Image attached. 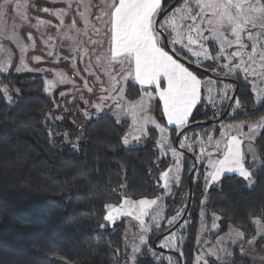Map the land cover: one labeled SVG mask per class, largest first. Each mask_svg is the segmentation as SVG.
Segmentation results:
<instances>
[{
	"label": "trees",
	"instance_id": "obj_1",
	"mask_svg": "<svg viewBox=\"0 0 264 264\" xmlns=\"http://www.w3.org/2000/svg\"><path fill=\"white\" fill-rule=\"evenodd\" d=\"M174 1L163 0L162 8ZM178 59L200 78L209 76L190 66L188 63H195L189 56L180 54ZM211 65L206 62L199 67L212 72ZM225 78L228 79H217L232 82L234 92L238 87L235 100L240 101L241 108L234 107V100L229 114L218 121L231 100L221 107L219 114L202 100L182 136L200 134L205 139L217 123L254 121L264 115V104L256 103L251 85L241 74ZM3 87L14 90L11 102ZM126 91L131 100L141 94L139 86L133 83H128ZM53 107L41 77L0 72V264H127L124 229L101 228L106 205L118 203L123 197L159 196L164 192L159 185L160 175L172 161L159 158L155 146L158 132L154 128L149 129L146 144L126 147L123 138L128 122L120 123L112 114L105 113L87 121L83 134L77 137L73 134L77 127L51 121ZM173 129L171 136L176 145L181 131ZM65 136L79 139L67 141ZM256 147L260 166L252 170L251 188L243 190L238 175H226L219 187L209 190L207 205L222 217L218 233L233 225L249 239L256 234L253 220L264 221V131L256 140ZM184 152L181 184L173 188L168 198L166 218L176 214L184 193L185 208L176 223L154 230L150 240L154 243L157 237L172 230L190 201L177 258H182L183 264H194L205 170L197 163L190 191L189 175L195 167L198 146ZM259 242H264V238ZM153 248L158 250L154 244ZM135 264L168 263L145 251ZM226 264L256 263L236 247Z\"/></svg>",
	"mask_w": 264,
	"mask_h": 264
},
{
	"label": "snow or ice",
	"instance_id": "obj_2",
	"mask_svg": "<svg viewBox=\"0 0 264 264\" xmlns=\"http://www.w3.org/2000/svg\"><path fill=\"white\" fill-rule=\"evenodd\" d=\"M73 2L77 3L78 17L83 21V27H78L77 19L74 18L63 32V38L69 41L71 53L65 59H71L74 66L77 59L81 61L87 59L89 63L85 71L95 75L92 56L89 55L91 51L95 56L96 67L107 76V87L97 76V81L101 84L100 91L105 95L99 96V102L93 105L96 114L111 106L106 103L109 100L117 102L118 109L124 107L119 101L125 99V88L129 80L140 85L143 94L135 101H128L127 111L122 114L131 115L133 118L136 134H129L132 140L138 142L146 135V126L155 124L162 134L161 140L158 141L161 149L167 146L172 155L177 157L175 173L170 176L173 172L172 168L162 173L161 179L165 188L179 181L181 154L168 142V129L156 123L149 114L153 99L163 102V116L166 117L168 125L174 126L173 131L182 132L190 123L193 110L201 102L202 89L207 90L210 103H214L213 93L216 91L213 81L202 80L180 62L178 57L181 52L185 57L191 54V62L198 66L203 67L206 62L211 61L217 66L214 71L224 69L225 75L242 74L245 80L251 79L254 85L253 91L256 92V103L264 104V88L256 84V81L264 84V0H181L171 12L162 8V0H101L102 6L98 9L99 14L95 16L92 14L91 0H65L66 8H45L43 11L57 16L60 20L59 26L64 28V17L72 8ZM10 3L11 0H5L6 7ZM21 7L22 5L17 2L18 11ZM80 8L83 10L80 11ZM162 12H164L163 17H161ZM4 14L6 13L0 10V15ZM22 16L27 19L25 13H22ZM97 22L100 27H97ZM48 23L50 22L40 20L37 27ZM2 32L4 28L0 27V33ZM81 36L87 38L88 46L84 45ZM93 36L107 37V47L104 46L103 39H93ZM11 39L17 41L22 54H26L29 47H35L34 42L31 45L24 44L15 31ZM93 45H99L103 51L96 54V49L91 47ZM177 45L180 46L179 52ZM6 51L5 48L0 47V53ZM49 55L54 53L50 51ZM34 59L39 62L41 57L36 56ZM221 61L225 62L221 63ZM117 65L119 73L115 72ZM10 67L9 57L8 60L0 63V72L7 73ZM25 70L34 69L22 59L15 71ZM56 77V80L47 82L45 91L50 93L57 84L74 83L62 72H57ZM165 82L166 86H162ZM84 87L89 92L93 90L87 79H84ZM229 91L230 89L225 88L223 96L227 97ZM7 92L8 89L5 87V95ZM61 95L65 93L62 92ZM7 99L11 102L12 98L7 95ZM235 104L241 106L238 99L235 100ZM84 114L91 119L87 110ZM244 127L242 122L229 124L225 126L220 139L216 140L211 135L207 136V141L201 139L199 152L201 157H208L211 169L205 177L206 186L218 182L225 173H237L245 181L252 182V171L245 163L246 151L252 154L253 161L258 159L253 141L264 131V119L249 124L247 132L243 131ZM184 139L187 140V137L185 136ZM245 141L248 143L247 150L244 148ZM123 143L125 145L130 143L129 136L123 138ZM178 143L181 149L192 147L182 142ZM209 147L215 149V159H212L213 153L208 151ZM106 208L108 212L105 220L112 224L122 216L133 217L138 221L142 232L139 237L140 245H144L147 243L144 233L151 231L145 218L151 216L152 221L158 223L162 205L159 203V198L133 200L125 197L119 207L108 204ZM174 220L175 217L168 223L171 224ZM256 223L260 224V221L257 220ZM213 227H216L215 223ZM260 230L264 233V225L260 226ZM235 235L242 238L244 233L236 230ZM177 239L170 235L161 246L177 248ZM220 239L223 240V237ZM140 250V246L136 245L133 253ZM181 255H183L182 251ZM212 255L215 256L216 253L213 252ZM135 259L134 255L133 260ZM203 264H208V261L203 260Z\"/></svg>",
	"mask_w": 264,
	"mask_h": 264
},
{
	"label": "rangeland",
	"instance_id": "obj_3",
	"mask_svg": "<svg viewBox=\"0 0 264 264\" xmlns=\"http://www.w3.org/2000/svg\"><path fill=\"white\" fill-rule=\"evenodd\" d=\"M19 2L22 7L18 11L16 8V3ZM92 2V14L93 16L98 15V9L101 7V0H91ZM67 5L65 0H11V3L6 7L5 0H0V10H3L6 14L0 15V27L4 28V32L0 33V47L5 48L7 51L4 53H0V63L5 60H8L10 57L11 60V67L6 74H31L37 77H41L45 81V88L47 87V82L50 80H56V73L62 72L64 73L69 79L74 81V83H65V84H57L55 88L51 90L49 93L45 91L46 94L53 99L54 107L52 112L50 113L51 121L56 123H66L71 127H77L78 130L74 132V136H81L83 134V126L84 124L93 119L97 118L105 113L112 114L120 123L125 122L127 119H130L127 124V133L126 135L129 136L130 143L125 145L126 147H133V146H142L146 144L145 142L149 140L148 136L149 133L146 131V135L142 136L141 139L137 142L132 140L130 133H134V121L131 115H123L122 113L127 111V103L131 101L130 99L126 98L123 101H119L124 107L122 109H118L116 107V103L112 100L107 101L106 103L111 105L110 107H106L103 112L96 114V109L93 107L95 103H98V97L101 95H105L100 91L101 84L97 81V76L100 77V80L104 82V85L108 86V78L107 76L100 70V68L96 67L94 61L95 56L92 55L91 51L89 55L92 56V68L95 71V75H90L89 72L85 71V68L88 66V60L85 59L81 61L80 59L76 60L75 66L71 59H65L71 55L69 50V41L63 38V32L67 30V25L71 24L72 20L75 18L77 19V26L83 27V21L78 17V10H77V3L73 2L72 8L68 11V14L64 17V28H61L60 20L57 16L51 14L50 12H45L43 9H60L66 8ZM163 7V6H162ZM177 7V6H176ZM174 9V8H173ZM172 9V10H173ZM80 11L83 9L80 8ZM171 10V11H172ZM170 11V12H171ZM22 13H25L27 19H24ZM40 20L49 21L50 23L46 25H41L37 27ZM97 27H100V24L97 22ZM15 31L18 38L27 45H31L33 42L35 43V47H29L26 54H22L20 47L15 39H11V36ZM91 35V33H89ZM49 37L51 39L49 40ZM103 38V37H102ZM80 39L84 41V45L88 46V41L86 37L81 36ZM93 39H101L99 36H93ZM47 41V42H46ZM96 49V54H99L103 51L99 45H93ZM211 47V45H209ZM177 50L180 51V46H176ZM53 52L54 55H49V52ZM181 55H184L182 52ZM215 54V53H213ZM40 56L41 60L37 62L34 57ZM188 56L192 59L191 54ZM24 59L28 66L33 71H21L16 72V67L20 66L21 60ZM212 71L214 76H206L202 78L203 80H211L213 81V86L216 91L213 93L214 103L209 102V94L206 89L203 91V101H205L207 106L213 107L214 110H217L218 114L221 111V107L228 103L234 94L235 85L232 82L226 80H218L217 78H224L226 76H235V75H225L224 69H216V65L211 62ZM225 61H221L223 63ZM197 65V64H196ZM115 72L119 73V66H115ZM195 73V72H194ZM196 74V73H195ZM242 75V74H241ZM243 79L245 80L244 76L242 75ZM84 79H87L89 86L93 89L91 92L88 91L86 87H84ZM247 81L253 90V81L251 79L245 80ZM256 84L264 88V84H261L259 81H256ZM3 87V91H4ZM225 88L230 89L229 94L227 97L223 96V90ZM8 89V87H7ZM65 93V95H61V93ZM14 90L8 89L7 95H10L13 98ZM256 99V92L253 91ZM7 95H5L7 97ZM114 95V94H113ZM12 101V99H11ZM58 105V107H57ZM260 105V104H258ZM235 108L238 107L236 104L234 105ZM87 112L91 115V119L85 116L84 112ZM57 117H62V119H57ZM264 119V115L257 120L249 121L243 120L241 121L244 123L245 127L243 128L244 132L249 130L248 125L252 123H256ZM241 122L235 123H217L211 129L209 135L213 136L214 139L218 140L221 138V133L224 131L226 125L229 124H238ZM129 124V125H128ZM148 124L147 126H150ZM146 126V128H147ZM153 126V125H151ZM157 128V127H156ZM70 129V128H68ZM148 129V128H147ZM68 133V132H67ZM65 134V133H64ZM70 135V134H69ZM72 135V134H71ZM125 135V136H126ZM161 133L160 138L158 141L161 140ZM168 135V142L171 144L172 148H176L177 152L180 153V165L181 171L178 173L179 180L183 176V169H184V159H185V152L182 150H178V147L173 143V140L170 139V135ZM208 135V136H209ZM73 136V135H72ZM67 141L75 140L78 141L79 138L71 139L69 136H65ZM259 136L253 141L254 150L258 155L257 147H256V140ZM207 141V137L204 139ZM156 143V149L159 155V158H169L172 161V164L164 171H167L169 168L173 169V172L170 173V176L175 173L176 168V161L177 157L173 156L170 149L165 146L161 149L160 145ZM200 134L197 136H193L192 134L187 135V140L183 138L182 143L186 145H191V148H184L185 151H194L195 147L198 146V152L195 154L198 166L203 165L205 170V177L207 173L211 171L208 164V157H201L199 152L200 146ZM248 143L245 141L244 148L247 150ZM209 152L213 153L212 159H215V149L209 147ZM246 166L250 168L252 171L253 168H257L260 166V157L258 155V159L256 161L252 160V154L246 151ZM163 171V172H164ZM162 172V173H163ZM182 172V175H181ZM162 173L160 175V182L159 185L163 188V193L157 197L159 198V203L162 205L161 216L158 223H154L151 219V216L145 218L146 223L151 227V231L144 233L147 239V243L144 245H140L141 236V228L139 226V222L136 221L133 217H120L116 220L115 224H112L104 219L101 228L103 229H110L112 231L117 230L119 227L124 229V254L127 257V264H135L136 261L147 251L149 254L153 255L157 260L164 259L168 264H180V259L177 258V253L180 251V241L184 235V226L186 225V221H181L177 226L164 233L157 239V246L162 247L168 237L170 235L177 237L176 245L177 248H170V247H162V249L156 250L153 248V244L150 240V237L154 230L160 229L162 225L166 228L170 227L174 223L178 221L182 212L185 208L186 203V194L184 193L182 203L180 204L176 214L173 216L166 218V212L169 205L168 198L173 193V188L175 183H171L169 188L164 187V181L161 179ZM226 175H238L237 173H225L221 179L216 183H211L210 185L206 186L205 180V196L202 200V208L200 211V218H199V230L197 236V251L194 258V264H203V260H207L208 264H226L228 263L234 256V249L238 247L240 253L248 258H250L256 264H264V242L260 243L259 240L264 238V233L261 232L260 226L264 225V221L259 218H255L253 220L254 226L256 229V234L249 239L246 238L245 234L242 238H238L235 235V231L239 230V228L230 225L228 229L222 233H218L221 230V219L222 217L216 211L211 209L208 205V198H209V190L211 188L219 187L221 184L222 179ZM243 190H248L251 188L252 182L249 183L245 181L242 177L238 175ZM181 181L178 186H180ZM174 197V196H173ZM176 198H179V195L176 193ZM118 203H109L116 205L119 207L123 199ZM130 198V197H129ZM154 198H142V199H154ZM133 199V198H131ZM133 200H140V199H133ZM108 205V204H107ZM108 212V209H107ZM203 213V214H202ZM107 214V213H106ZM175 217L173 223L169 224L168 221ZM259 220L260 224H257L256 221ZM215 223L216 227H213ZM243 232V231H241ZM182 237V238H181ZM223 237V240L220 238ZM249 241H252L249 243ZM154 242V241H153ZM139 245L140 251L137 253H133L134 246ZM179 249V250H177ZM215 252L216 255L213 256L212 253ZM135 255L136 259L133 260V256ZM182 259V258H181Z\"/></svg>",
	"mask_w": 264,
	"mask_h": 264
},
{
	"label": "crops",
	"instance_id": "obj_4",
	"mask_svg": "<svg viewBox=\"0 0 264 264\" xmlns=\"http://www.w3.org/2000/svg\"><path fill=\"white\" fill-rule=\"evenodd\" d=\"M162 4H163V0H162ZM101 39H103L104 41H105V47H107V37H105V36H99ZM103 37V38H102ZM102 49V48H101ZM181 62V61H180ZM181 63H183V62H181ZM118 66V65H117ZM186 66V65H185ZM187 67V66H186ZM189 70H191V69H189ZM192 71V70H191ZM198 76V75H197ZM199 77V76H198ZM202 79V78H201ZM203 80V79H202ZM128 83H133V84H135V85H137V86H139V88H140V85H138L136 82H134V81H131V80H129L128 81ZM128 83H127V85H128ZM127 85H126V88H125V96H126V98H128V96H127ZM162 86H166V82H165V85H162ZM141 89V88H140ZM204 89H202V93H201V96H202V98H201V101H202V99H203V91ZM143 94V92H142V90H141V94H140V96ZM139 96V97H140ZM139 97L137 98V99H139ZM129 99V98H128ZM137 99H135V100H137ZM131 100V99H130ZM135 100H131V101H135ZM162 108H163V102L162 101H159L158 99H153V101H152V107H151V110H150V115L152 116V118L156 121V123H158V124H160L162 127H165V128H167L168 129V133H169V135H170V139L172 140V136H171V129L172 128H174V126L173 125H168L167 124V121H166V117H164L163 116V113H162ZM194 111V110H193ZM127 116V115H126ZM127 122H129V121H131L130 119H127L126 120ZM130 123V122H129ZM129 125V124H128ZM151 125H153V126H151ZM150 126H147V132L149 133V129L150 128H154V129H156L157 130V132H158V139H157V141L159 140V138H160V129L159 128H156V126H155V124H151ZM127 133V132H126ZM126 135V134H125ZM185 136L187 137V135H184V136H182L181 137V139H180V141L179 142H182V140H183V138H185ZM125 137V136H124ZM148 138H149V136H148ZM148 141V140H147ZM147 141L145 142V143H147ZM157 141H156V143H157ZM156 143H155V145H156ZM182 150V152L184 151L183 149H181V148H178V150ZM183 172V171H182ZM182 172H181V175H182ZM182 177V176H181ZM180 181H181V178H180V180L178 181V182H176V184H174V187H177L178 185H179V183H180Z\"/></svg>",
	"mask_w": 264,
	"mask_h": 264
},
{
	"label": "water",
	"instance_id": "obj_5",
	"mask_svg": "<svg viewBox=\"0 0 264 264\" xmlns=\"http://www.w3.org/2000/svg\"><path fill=\"white\" fill-rule=\"evenodd\" d=\"M180 1H181V0H175L170 6H168V7L166 8V11H167V12H170L173 8H175V7L178 5V3H179ZM163 16H164V12L161 13V17H163ZM188 64H189L190 66L196 68V69H199V70H202V71L207 72V73H208L209 75H211V76H214L213 73H211L210 71H207V70H205V69L199 67L198 65L191 64V63H188ZM224 79H228V78H225V77H224ZM237 89H238V87H237ZM237 89H236V91H235L234 94H233V97H232V99H231V101H230V103H229L228 108L226 109L225 113H224L220 118L217 119L218 121H219V120H222L223 118H225V117L229 114V112H230V108H231V105H232L233 101L236 99ZM207 123H210V122H207ZM187 128H189V127H188V126L185 127V129H187ZM182 132H183V131H182ZM182 132H180V133L177 135V138H176V146H177L178 148H180L178 142L180 141V139H181V137H182ZM184 151H185V150H184ZM196 168H197V161L195 160V167H194V169L191 171V173H190V175H189L190 191H192V185H193V173H194V171H195ZM189 205H190V201H189V203H188V206H187V209H186V212H185L184 216L182 217V219H181L177 224H179L181 221L184 220V218H185V216H186V214H187V211H188ZM177 224H176L172 229H174V228L177 226ZM162 235H163V234H162ZM160 236H161V235H160ZM160 236H159V237H160ZM159 237H157V238L154 240V246L157 247V248H159V249H162V250H163L162 247L157 246V239H158ZM180 264H183L181 258H180Z\"/></svg>",
	"mask_w": 264,
	"mask_h": 264
}]
</instances>
